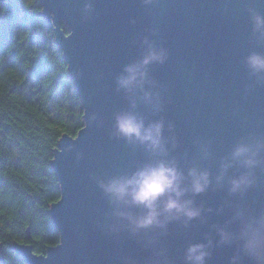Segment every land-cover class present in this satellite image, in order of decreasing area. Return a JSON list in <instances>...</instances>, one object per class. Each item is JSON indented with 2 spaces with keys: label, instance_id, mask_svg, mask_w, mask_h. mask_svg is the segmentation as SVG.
<instances>
[{
  "label": "water",
  "instance_id": "1",
  "mask_svg": "<svg viewBox=\"0 0 264 264\" xmlns=\"http://www.w3.org/2000/svg\"><path fill=\"white\" fill-rule=\"evenodd\" d=\"M39 2L81 97L85 125L76 137L65 134L59 140L50 163L60 186V199L49 206L59 243L48 246L44 255L17 241L11 247L26 264H155L156 253L163 250L171 264H183L187 246L215 238L213 226L228 219V204L239 198L213 185L194 198L204 214L187 227L174 222L166 234L151 236L112 231L113 209L98 182L131 175L152 159L144 147L116 134L115 116L132 110L129 94L116 81L126 65L143 55L145 37L166 49V61L147 69L148 90L159 93L162 110L138 103L134 111L146 122H164L165 139L174 141L168 143V156L182 170L199 166L215 175L237 142L264 133V85L257 84L244 63L250 52L264 53L249 15V9L264 15V2ZM204 147L211 152L207 161L200 159ZM256 176L243 201L252 210L264 208V167ZM232 255L230 248L214 247L208 264H229Z\"/></svg>",
  "mask_w": 264,
  "mask_h": 264
},
{
  "label": "clouds",
  "instance_id": "2",
  "mask_svg": "<svg viewBox=\"0 0 264 264\" xmlns=\"http://www.w3.org/2000/svg\"><path fill=\"white\" fill-rule=\"evenodd\" d=\"M249 15L255 39L264 42V15L253 9H249ZM142 44L145 51L141 58L126 65L116 81L118 89L129 94L132 110L115 116V131L128 143L144 147L152 159L131 175L98 182L113 209L109 228L133 236H151L166 234L168 225L174 222H183L187 227L204 214L194 198L215 185L217 189L226 188L229 196L238 197L239 202L229 203L228 219L213 226L215 238L208 236L205 242L187 246L183 264H208L214 247L233 250L229 264H264V208L252 210L243 202L257 182V170L264 167V133H250L237 142L220 160L215 175L199 166L182 170L168 156V143L174 141L165 139L164 122H146L134 111L138 103L154 112L162 110L159 93L148 90L151 82L147 69L152 64H163L168 54L147 37ZM244 63L257 84L264 85V53L250 52ZM210 156L209 148L204 147L200 159L207 161ZM234 169L240 171L231 175ZM155 264H171L166 250L156 253Z\"/></svg>",
  "mask_w": 264,
  "mask_h": 264
},
{
  "label": "trees",
  "instance_id": "3",
  "mask_svg": "<svg viewBox=\"0 0 264 264\" xmlns=\"http://www.w3.org/2000/svg\"><path fill=\"white\" fill-rule=\"evenodd\" d=\"M40 12L39 0H0V244L5 264H25L10 249L12 242L29 244L38 255L59 242L47 213L60 197L50 162L61 136L75 137L82 127L62 53ZM58 84L67 86L65 98L57 93Z\"/></svg>",
  "mask_w": 264,
  "mask_h": 264
},
{
  "label": "rangeland",
  "instance_id": "4",
  "mask_svg": "<svg viewBox=\"0 0 264 264\" xmlns=\"http://www.w3.org/2000/svg\"><path fill=\"white\" fill-rule=\"evenodd\" d=\"M40 1V0H39ZM39 4H40V2H39ZM41 7V6H40ZM41 10H42V8H41ZM42 12V11H41ZM41 12H40V14H41ZM42 16V15H41ZM53 16H51V18H52ZM42 18L44 19V21L46 22V24L49 26V28H51V30H52V32H53V25L51 24V23H49V22H47V20L42 16ZM60 26H61V28L62 29H64L65 30V33L66 34H69L70 32H69V28L66 26V24L64 23V22H62V21H60ZM53 41H54V43L56 44V40H55V36H54V32H53ZM57 46V45H56ZM58 48V47H57ZM58 50L59 51H61L59 48H58ZM61 53H62V56H63V52L61 51ZM63 58V57H62ZM63 61H64V63H65V66H66V73H67V75H68V78L70 79V81H71V83H72V85H73V88H74V93H75V96H76V101H77V104H78V106H79V110L81 111V117H80V120L82 121V127L81 128H83V126L85 125V122H84V111H85V108H84V106H83V103H82V100H81V97H80V95H79V93L77 92V90H76V87H75V85H74V81H73V79H72V77H71V75H70V72H69V66L67 65V63H66V61L63 59ZM38 83H36V82H33V86L35 87V89L37 88V85ZM66 88H67V86L66 85H61V84H58V88H57V93H60L64 98H65V96H64V94L63 93H65V92H63L64 90H66ZM69 91V93H70V95H71V98L73 97V93H72V89H69L68 90ZM54 114H56V113H54ZM80 128V129H81ZM79 129V130H80ZM78 130V131H79ZM78 133V132H77ZM77 133H76V135H77ZM65 134H63L62 136H61V138L64 136ZM76 135H75V137H76ZM60 138V139H61ZM59 139V140H60ZM59 142V141H58ZM57 146H58V143H57ZM53 158H54V153H53V157H52V160H53ZM51 160V161H52ZM51 163V162H50ZM52 167V166H51ZM52 170H53V167H52ZM54 172V171H53ZM54 175H55V173H54ZM56 177V176H55ZM56 181H57V178H56ZM57 183H58V187H59V192H60V186H59V182L57 181ZM59 199H60V197H59ZM58 199V200H59ZM47 213H48V216H49V219L51 220V218H50V208H48V211H47ZM55 228V227H54ZM56 230V229H55ZM57 231V230H56ZM58 232V231H57ZM25 234H26V236L27 237H29L30 236V230H29V228L27 227L26 229H25ZM59 243V242H58ZM57 243V244H58ZM10 246V249L12 250V252H14L18 257H20L17 253H16V250L15 249H13L12 247H11V245H9ZM31 249H32V247H31ZM46 250V249H45ZM32 252H33V249H32ZM45 254V253H44ZM43 254V255H44ZM0 255H1V261H0V264H5L6 263V260H5V255H4V251H3V246H2V244H0ZM38 255V254H37ZM23 261V260H22ZM26 264V263H25Z\"/></svg>",
  "mask_w": 264,
  "mask_h": 264
},
{
  "label": "bare ground",
  "instance_id": "5",
  "mask_svg": "<svg viewBox=\"0 0 264 264\" xmlns=\"http://www.w3.org/2000/svg\"><path fill=\"white\" fill-rule=\"evenodd\" d=\"M57 245V244H56Z\"/></svg>",
  "mask_w": 264,
  "mask_h": 264
}]
</instances>
